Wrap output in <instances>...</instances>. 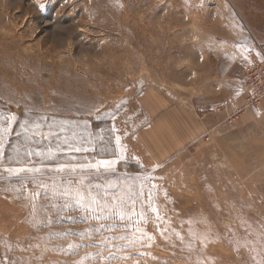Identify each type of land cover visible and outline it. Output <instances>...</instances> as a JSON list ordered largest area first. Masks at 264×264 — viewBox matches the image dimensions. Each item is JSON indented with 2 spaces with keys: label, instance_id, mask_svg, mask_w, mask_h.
<instances>
[{
  "label": "rangeland",
  "instance_id": "obj_1",
  "mask_svg": "<svg viewBox=\"0 0 264 264\" xmlns=\"http://www.w3.org/2000/svg\"><path fill=\"white\" fill-rule=\"evenodd\" d=\"M262 65L264 0H0V264H264Z\"/></svg>",
  "mask_w": 264,
  "mask_h": 264
},
{
  "label": "built area",
  "instance_id": "obj_2",
  "mask_svg": "<svg viewBox=\"0 0 264 264\" xmlns=\"http://www.w3.org/2000/svg\"><path fill=\"white\" fill-rule=\"evenodd\" d=\"M262 66H264V65H262ZM258 67H261L260 66V64H256V65H253L252 67H251V69L253 70V71H255L256 72V70H257V68ZM253 85H255V89L257 90H255L256 92H254V97L253 98H257V100H258V96L260 95V94H264V82H263V93L261 92V87H262V84L260 83V85H259V83L258 82H254L253 83ZM257 85V86H256Z\"/></svg>",
  "mask_w": 264,
  "mask_h": 264
},
{
  "label": "snow or ice",
  "instance_id": "obj_3",
  "mask_svg": "<svg viewBox=\"0 0 264 264\" xmlns=\"http://www.w3.org/2000/svg\"><path fill=\"white\" fill-rule=\"evenodd\" d=\"M12 119H15V117H12ZM93 202H95V201H93Z\"/></svg>",
  "mask_w": 264,
  "mask_h": 264
}]
</instances>
